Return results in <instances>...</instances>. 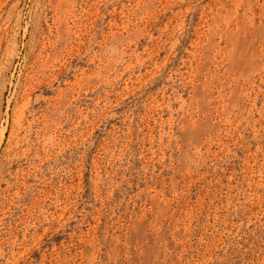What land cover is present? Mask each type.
Instances as JSON below:
<instances>
[{"label": "rangeland", "instance_id": "374dc122", "mask_svg": "<svg viewBox=\"0 0 264 264\" xmlns=\"http://www.w3.org/2000/svg\"><path fill=\"white\" fill-rule=\"evenodd\" d=\"M0 264H264V0H0Z\"/></svg>", "mask_w": 264, "mask_h": 264}]
</instances>
